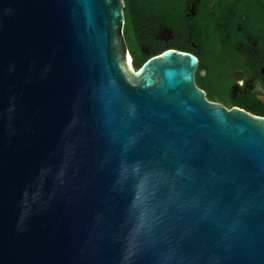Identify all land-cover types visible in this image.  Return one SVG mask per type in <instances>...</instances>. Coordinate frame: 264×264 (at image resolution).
Instances as JSON below:
<instances>
[{"label": "water", "instance_id": "water-1", "mask_svg": "<svg viewBox=\"0 0 264 264\" xmlns=\"http://www.w3.org/2000/svg\"><path fill=\"white\" fill-rule=\"evenodd\" d=\"M123 0H0V264H264V116L136 70Z\"/></svg>", "mask_w": 264, "mask_h": 264}, {"label": "flooded vegetation", "instance_id": "flooded-vegetation-1", "mask_svg": "<svg viewBox=\"0 0 264 264\" xmlns=\"http://www.w3.org/2000/svg\"><path fill=\"white\" fill-rule=\"evenodd\" d=\"M123 2L134 70L166 50L189 53L197 59L194 86L205 100L264 116V1Z\"/></svg>", "mask_w": 264, "mask_h": 264}, {"label": "trees", "instance_id": "trees-1", "mask_svg": "<svg viewBox=\"0 0 264 264\" xmlns=\"http://www.w3.org/2000/svg\"><path fill=\"white\" fill-rule=\"evenodd\" d=\"M124 1H125V3L128 2V0H124ZM262 1H264V0H262ZM123 12H124V16H125L126 21H127V19H128V14H129V9H128L127 6L124 7Z\"/></svg>", "mask_w": 264, "mask_h": 264}, {"label": "rangeland", "instance_id": "rangeland-1", "mask_svg": "<svg viewBox=\"0 0 264 264\" xmlns=\"http://www.w3.org/2000/svg\"><path fill=\"white\" fill-rule=\"evenodd\" d=\"M153 1H155V2H158V3H162V2H165V1H168V0H153ZM130 15L128 14V19L130 18L129 17ZM127 19V20H128ZM131 26V25H130ZM130 26H129V28H130Z\"/></svg>", "mask_w": 264, "mask_h": 264}]
</instances>
